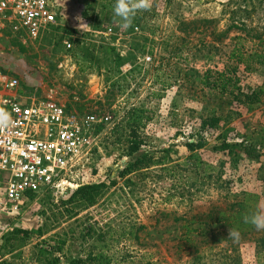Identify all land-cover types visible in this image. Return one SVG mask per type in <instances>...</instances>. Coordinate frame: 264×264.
<instances>
[{
    "label": "rangeland",
    "instance_id": "rangeland-1",
    "mask_svg": "<svg viewBox=\"0 0 264 264\" xmlns=\"http://www.w3.org/2000/svg\"><path fill=\"white\" fill-rule=\"evenodd\" d=\"M114 3L63 0L58 26L29 45L0 27V67L18 77L23 95L82 114L118 121L145 108L139 154L152 161L121 175L138 153L128 155L112 143V127L101 128V150L80 180L105 184L96 203L71 202L70 187L33 197L18 214L0 210V264H69L89 251L109 255L110 264H264V231L229 237L223 223L190 224L196 231L189 233L185 226L245 190L258 193L264 208V95L241 103L201 82L212 69L234 71L244 93L261 84L264 66L247 70L230 54L237 36L246 52L264 45L254 37L264 38V0H152L127 29L114 18ZM214 109L217 128H203ZM199 138L200 159L191 160L187 144ZM245 140L257 146L250 154Z\"/></svg>",
    "mask_w": 264,
    "mask_h": 264
},
{
    "label": "built area",
    "instance_id": "built-area-1",
    "mask_svg": "<svg viewBox=\"0 0 264 264\" xmlns=\"http://www.w3.org/2000/svg\"><path fill=\"white\" fill-rule=\"evenodd\" d=\"M62 16L58 0H0V27L22 45L39 41ZM19 86L18 77L0 67V107L14 122L0 130V210L11 214L20 213L30 194L84 184L82 173L101 150V128L115 124L110 114H82L52 98L25 96Z\"/></svg>",
    "mask_w": 264,
    "mask_h": 264
},
{
    "label": "trees",
    "instance_id": "trees-1",
    "mask_svg": "<svg viewBox=\"0 0 264 264\" xmlns=\"http://www.w3.org/2000/svg\"><path fill=\"white\" fill-rule=\"evenodd\" d=\"M254 37H258L259 43L264 44L262 34H256ZM237 39L239 44H235L230 57L235 59L238 63L243 64L247 70H253L255 64L263 67L264 45L261 46L260 49L246 52L240 44L243 37L237 36ZM201 82L205 86L215 89L221 98L229 95V98L232 97L241 103L254 104L260 102L262 100L261 97L264 95V76L257 89L247 93L242 92L239 88V78L235 75L234 71L207 69L201 76ZM236 91L237 94H235ZM146 112L147 110L145 108L132 107L123 114L120 120L115 121L114 126L111 128V134L115 137L112 143L124 145V150L128 155L138 153L136 158L130 161L126 168L120 172L123 176L129 171L147 167L152 161V155L148 153L139 154L145 143V139L141 134V129L145 126L144 119L147 118ZM220 120L221 116H218L214 109L206 117L203 128L216 129ZM202 142L201 138H199L197 142H188L187 145L191 152L189 159H195L197 161L200 159L197 148L203 144ZM228 147L229 144L225 143L221 146V149H227ZM256 147V144H253L251 141L245 140L241 142V148L245 150L246 154H250L248 149ZM126 183L129 184L130 180H126ZM104 186L105 184L103 182L82 184L72 191L70 201L83 206L94 205ZM30 196L34 197L35 194H30ZM259 198L260 195L258 193L245 190L242 192L240 198L232 203H227L226 205L212 203L204 210L201 209L193 214L191 220H189L190 223L185 225L187 227V233L196 231V228L190 225L195 223L207 225L223 223L241 232L253 231L254 227L252 225L243 222V216L256 211L258 207L261 208L259 205ZM18 231L28 234L26 230ZM111 261L112 258L103 252L95 253L94 251H89L85 257L73 258L69 264H110Z\"/></svg>",
    "mask_w": 264,
    "mask_h": 264
},
{
    "label": "clouds",
    "instance_id": "clouds-1",
    "mask_svg": "<svg viewBox=\"0 0 264 264\" xmlns=\"http://www.w3.org/2000/svg\"><path fill=\"white\" fill-rule=\"evenodd\" d=\"M151 8L152 0H115L113 14L114 18H118L117 23L127 29L133 25L138 13L150 11ZM13 123L11 113L0 107V130L12 127ZM243 222L252 225L257 231H264V208L258 207L256 211L245 214ZM236 234L235 229H229V237Z\"/></svg>",
    "mask_w": 264,
    "mask_h": 264
},
{
    "label": "crops",
    "instance_id": "crops-1",
    "mask_svg": "<svg viewBox=\"0 0 264 264\" xmlns=\"http://www.w3.org/2000/svg\"><path fill=\"white\" fill-rule=\"evenodd\" d=\"M58 2H59L60 4H62V3H63V0H58Z\"/></svg>",
    "mask_w": 264,
    "mask_h": 264
}]
</instances>
